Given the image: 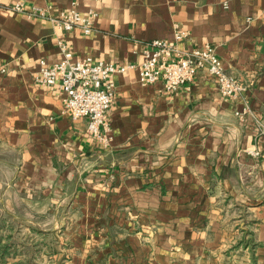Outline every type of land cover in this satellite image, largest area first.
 I'll list each match as a JSON object with an SVG mask.
<instances>
[{
  "label": "crops",
  "instance_id": "obj_1",
  "mask_svg": "<svg viewBox=\"0 0 264 264\" xmlns=\"http://www.w3.org/2000/svg\"><path fill=\"white\" fill-rule=\"evenodd\" d=\"M14 3L49 15L93 9L94 30H64L10 11ZM175 26L188 34L179 50L208 44L249 85V114L235 115L243 102L222 97L204 70L169 93L130 68L111 76L102 141L86 118H71L57 84L34 81L40 59L60 60L58 41L74 59L126 65L147 42H173ZM256 120L264 124V0H0V248L19 230L46 242L49 264H264Z\"/></svg>",
  "mask_w": 264,
  "mask_h": 264
},
{
  "label": "built area",
  "instance_id": "obj_2",
  "mask_svg": "<svg viewBox=\"0 0 264 264\" xmlns=\"http://www.w3.org/2000/svg\"><path fill=\"white\" fill-rule=\"evenodd\" d=\"M8 9L24 13L29 18H46L64 30L78 29L86 35L94 30L97 16L93 9L79 11L75 7L60 10L57 15H49L47 8L40 6L25 9L21 3L11 4ZM173 35V42L164 39L147 42L141 51V60L126 65L94 59L92 56L74 59L69 46L58 41L60 60L48 64L40 59L34 81L43 86L57 84L64 94V108L69 111L71 118H86L87 133L102 141L107 140V112L114 99L111 76L130 68L137 70L140 83L160 81L169 93L191 82L199 70H204L215 77L222 97L243 102L242 110L235 111V115L243 118L249 114V103L244 95L249 85L225 70L214 48L206 44L182 51L176 47L175 42L186 38L187 32L175 26ZM256 123L259 133L264 136V124L257 120Z\"/></svg>",
  "mask_w": 264,
  "mask_h": 264
},
{
  "label": "rangeland",
  "instance_id": "obj_3",
  "mask_svg": "<svg viewBox=\"0 0 264 264\" xmlns=\"http://www.w3.org/2000/svg\"><path fill=\"white\" fill-rule=\"evenodd\" d=\"M9 242L11 245V247L9 246L10 249L8 246L5 250L0 248V264H49V253L44 251L45 241L39 242L37 240L36 245H34L35 241L33 242L32 236L23 239V235L19 230H15ZM22 243H26V245L22 247ZM60 253L61 251L59 250L57 255L59 260H61Z\"/></svg>",
  "mask_w": 264,
  "mask_h": 264
}]
</instances>
